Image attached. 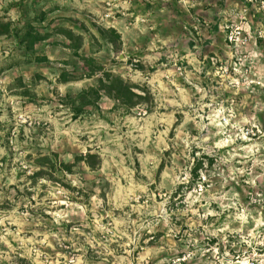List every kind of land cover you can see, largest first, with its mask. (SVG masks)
<instances>
[{
  "label": "rangeland",
  "instance_id": "374dc122",
  "mask_svg": "<svg viewBox=\"0 0 264 264\" xmlns=\"http://www.w3.org/2000/svg\"><path fill=\"white\" fill-rule=\"evenodd\" d=\"M100 1L0 0V264H264V0H134L114 43ZM64 30L147 99L81 105Z\"/></svg>",
  "mask_w": 264,
  "mask_h": 264
},
{
  "label": "trees",
  "instance_id": "16d2710c",
  "mask_svg": "<svg viewBox=\"0 0 264 264\" xmlns=\"http://www.w3.org/2000/svg\"><path fill=\"white\" fill-rule=\"evenodd\" d=\"M45 14L41 13L38 20L39 22L44 21ZM13 26L10 22H3V20L0 19V36H9L12 34H15L16 31H13ZM61 33L68 41H72V44L68 46V48L72 49L74 52V55L77 58H80L83 62V67L87 69V76L92 77L97 72H102L101 78L97 81V87L90 88L87 91H83L78 97L77 100L81 102V105H84L87 101V99L91 98L92 100H98L100 98V95L103 94L109 99H112L116 102H118L121 106L126 107L128 109L134 108L137 105H139L140 102L145 101L147 97L149 96V92L145 89L143 91H140L142 95L135 92V89L138 90V88H135L134 86H131L130 84L124 82L119 76H113L110 73L103 72L102 67L97 65L92 59L89 58H81L78 55V51L81 48V39L77 38L72 35V32L68 30L60 31ZM104 36L106 39H109L111 43L119 42L120 36L114 31V30H106L103 31ZM108 36V37H107ZM48 35L39 33L31 24V22H28L25 25L24 32L21 36V38L18 41V44L22 47V49L25 51V54L28 52H32L34 50V47L36 44L45 41L47 39ZM33 62L37 63H44L47 62V59L45 57L42 58H33ZM60 81L62 83L68 82L69 79L66 74H61ZM144 95V96H143ZM81 109L80 106H78L77 111ZM97 156L92 154H87L84 158V164L89 168H94V166L98 163ZM211 163V161H209ZM201 167V162L197 161L195 164H193L192 169L190 171L191 179L197 178V173ZM38 175V174H36Z\"/></svg>",
  "mask_w": 264,
  "mask_h": 264
},
{
  "label": "built area",
  "instance_id": "2783aa9c",
  "mask_svg": "<svg viewBox=\"0 0 264 264\" xmlns=\"http://www.w3.org/2000/svg\"><path fill=\"white\" fill-rule=\"evenodd\" d=\"M143 1L146 3L151 2L152 0H137ZM189 0H179L181 3H188ZM134 0H101L100 1V9L101 14L99 16V20L102 24H104L105 28H109L111 30L116 29L114 24L120 17L129 16L128 11L133 6ZM143 20L140 17H135L133 21L131 20L127 24V28L130 26H137L139 23H143ZM108 29V30H109ZM115 31V30H114Z\"/></svg>",
  "mask_w": 264,
  "mask_h": 264
}]
</instances>
